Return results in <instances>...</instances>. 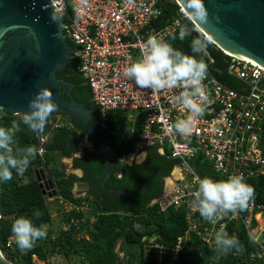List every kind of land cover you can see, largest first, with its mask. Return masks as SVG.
Listing matches in <instances>:
<instances>
[{
  "label": "built area",
  "instance_id": "obj_1",
  "mask_svg": "<svg viewBox=\"0 0 264 264\" xmlns=\"http://www.w3.org/2000/svg\"><path fill=\"white\" fill-rule=\"evenodd\" d=\"M162 1L51 0V5L63 22L66 40L74 46L73 59L91 89L92 101L102 118L112 111L125 112L128 116L125 136L129 138L134 122L142 115L137 152L155 147L160 154L167 152L169 159L177 162L171 172L170 188L153 205L160 213L171 208L188 209L187 229L173 247L150 239L144 250L145 258H154L149 264H180V254L192 239L218 251L214 236L222 227L231 236L244 231L255 246L250 253H234L235 264H264V204L252 201L243 210L224 214L216 224L207 222L189 206L196 174L214 180L243 174L246 182L264 176V69L222 51L228 57L226 74L238 83V88L233 89L216 78L214 62L203 52V62L207 65L205 95L197 98V102L204 106V115L196 119L187 136L170 131V124L190 115L181 104L174 103V98L185 89L141 88L123 73L129 63L140 57L149 36L164 40L180 27L182 19L178 16L160 29L152 26L163 14ZM185 17L183 14L182 18ZM59 125L57 121L55 126ZM47 140V135L41 137L39 155L44 153L42 145ZM253 197H257L256 193ZM64 206L66 213L75 211L85 217L62 222L60 231L70 232L72 228L80 231L81 227L82 233L75 237L78 241H88V227H82L87 205ZM135 230L142 232L139 225H135Z\"/></svg>",
  "mask_w": 264,
  "mask_h": 264
},
{
  "label": "trees",
  "instance_id": "obj_2",
  "mask_svg": "<svg viewBox=\"0 0 264 264\" xmlns=\"http://www.w3.org/2000/svg\"><path fill=\"white\" fill-rule=\"evenodd\" d=\"M162 7L161 18L152 23L156 29L162 28L169 19L180 14V7L171 0H163ZM181 27H187L191 33L183 41L178 38ZM173 36L177 38L174 40ZM193 38H200L206 44L205 49L197 55V59L203 61L202 54L206 52L217 69L216 78L230 88L237 89V81L230 79L225 71L228 57L197 31L189 19L184 18L180 27L164 40L186 55H196L191 51ZM67 42L73 52V44ZM77 66L75 59L70 60L65 69L57 72V77L74 85L72 91L74 100L78 103H87V108L93 111L95 124L108 140L114 158V171L104 186L108 190L124 191L127 194L97 193L92 187L85 198L73 196L72 189L76 183L93 185L101 178L104 166L103 155L95 154L96 144L81 124L73 122L65 115L52 114L45 133L41 136L22 126L16 133V142L19 145H34L38 150L41 137L48 135V140L42 145L44 153L37 155L23 175L13 173L12 180L0 183V251L12 264H35L34 257L49 264L55 254L66 260L76 256L77 264H149L154 258H145L144 250L150 239H154V243L159 245L173 247L187 229L188 209L171 208L160 213L157 206L152 204L163 193L164 180L170 175L177 162L169 159L167 152L162 155L157 148L148 147L142 150L146 152V158L141 164L128 165L125 160L138 151L141 142L143 116L140 115L136 119L133 133L127 138L125 136L127 114L122 111H112L102 118L99 108L91 101V89ZM19 118L18 115L2 112L0 126H9L12 121ZM57 121L61 124L59 127L55 126ZM85 138L92 143V149H84L82 156L73 160V169L82 170L83 176L81 178L74 175L67 176L61 160L70 159L77 154V145ZM39 169H42L46 177L54 183L57 195L52 202L55 201L56 209L51 207L52 205L47 201L48 197L41 193L35 175ZM24 177L29 180L24 182ZM246 183L257 195L248 203L255 201L264 204V176ZM64 204L87 205L88 212L82 227H88L89 240L76 239L75 236L83 231L81 227L80 231H76L75 228L70 232L59 230L54 241H51L53 235L49 233L45 238L37 240L31 249L21 251L12 233L14 220L26 216L32 219L36 226L41 223L50 225L53 221L52 213L55 211L60 215V225L71 218L85 217L84 214L75 211L66 213ZM135 225H139L142 232H137ZM75 233L76 235H73ZM235 237L240 240L242 250H234L228 254L210 250L192 239L188 242L186 250L180 254V264H235L237 259L233 256L234 253L247 254L255 250V246L249 242L244 231L239 230ZM119 243L122 245L123 258L116 250Z\"/></svg>",
  "mask_w": 264,
  "mask_h": 264
},
{
  "label": "water",
  "instance_id": "obj_3",
  "mask_svg": "<svg viewBox=\"0 0 264 264\" xmlns=\"http://www.w3.org/2000/svg\"><path fill=\"white\" fill-rule=\"evenodd\" d=\"M171 2L184 9L191 18L189 20L218 49L264 69V0ZM178 17L183 20L182 16ZM63 26L54 13L51 0H0V108L12 115L24 114L29 110L28 102L34 94L46 88L57 106L52 114L65 115L81 124L96 144L95 154L104 157L101 178L93 185L83 183L84 188L93 187L97 193L126 195L124 191L108 190L104 186L114 171L108 140L95 124L93 111L87 108V103L74 100V85L57 77V72L65 69L73 59L72 49L62 32ZM84 149L87 147L82 151ZM77 157L73 155L71 161ZM144 160L125 162L132 165ZM75 171L77 177L83 176L82 170ZM35 175L42 195L55 198L57 192L53 181L42 169ZM164 181L166 191L171 186L172 174ZM75 186L77 183L73 189ZM0 264H12L1 251Z\"/></svg>",
  "mask_w": 264,
  "mask_h": 264
},
{
  "label": "clouds",
  "instance_id": "obj_4",
  "mask_svg": "<svg viewBox=\"0 0 264 264\" xmlns=\"http://www.w3.org/2000/svg\"><path fill=\"white\" fill-rule=\"evenodd\" d=\"M179 13L183 17V12L179 11ZM190 35L187 27L179 29L178 38L181 41ZM176 38L173 36L174 40ZM205 47L206 44L202 39L193 38L191 51L196 55H186L174 48L171 43L151 35L145 41L140 57L129 63L123 70L124 75L141 88L155 91L170 88L185 89L174 98V103L181 104L190 115L186 119H179L169 125V130L177 135L187 136L192 131L196 119L203 116L205 112L204 106L197 102V98L205 95L203 82L206 79L207 65L197 59V55ZM56 107L51 92L42 88L29 100L27 112L18 120L12 121L9 126H0V183L12 180L13 173L23 175L38 155L36 146H21L16 142L17 131L23 126L37 136L43 135ZM2 111L3 108H0V112ZM87 142L92 147V143ZM83 151H78L75 155L82 156ZM195 180L197 183L189 206L211 224H216L226 213H236L246 208L254 195V189L246 183L243 174H233L220 180L200 177L196 174ZM47 231V224L41 223L36 226L33 220L26 216H20L12 223L15 243L21 251L31 249L37 240L47 236ZM214 242L217 250L222 254L242 250L240 240L229 235L223 227L215 233ZM119 246L122 247L121 244ZM118 251L119 256L121 254L120 257L123 258L124 254L120 249Z\"/></svg>",
  "mask_w": 264,
  "mask_h": 264
},
{
  "label": "rangeland",
  "instance_id": "obj_5",
  "mask_svg": "<svg viewBox=\"0 0 264 264\" xmlns=\"http://www.w3.org/2000/svg\"><path fill=\"white\" fill-rule=\"evenodd\" d=\"M180 9L182 10V8L180 7ZM180 11V10H179ZM185 15V14H184ZM186 17H187V19H191L190 17H188L187 15H186ZM195 29L197 30V31H199V29L197 28V26H195ZM204 37L205 38H207V40L208 41H210V39L206 36V35H204ZM22 114H19L18 115V117H20ZM88 138H85L82 142H81V144H79L80 146H79V149H78V151L79 152H82V149H83V147H88V149H92V147H91V144H89L88 142ZM78 154V153H77ZM146 155L143 151L142 152H139V153H136V154H134L133 156H130L129 158H127L125 161H128V162H132V161H141V160H144L145 158H146V156H143V158L141 159V160H139L140 159V155ZM71 159L72 158H70L69 160H65V159H62L61 160V164H62V167H63V170H64V172H65V174L67 175V176H69L70 174H76V173H78L77 171H75V170H73V169H71V166H72V168H73V161H71ZM29 179L27 178V177H24V179H23V181L24 182H26V181H28ZM53 200H55V198H50V199H48L47 198V201L52 205L51 207H53L54 209H56V207H57V205H55L54 203H55V201L54 202H52ZM56 212V211H55ZM55 212H53L52 213V219H53V221H52V223L50 224V225H48V231H47V234H49V233H52V237H51V241H54L55 240V238H56V236H57V233L59 232V226H60V224H59V220H60V215L58 214V213H55ZM121 243H119L118 244V246H117V251H118V249H120L121 250V248H120V245ZM118 253H119V251H118ZM1 254H2V256L5 258V254L4 253H2L1 252ZM120 256H121V254H120ZM33 261L35 262V264H45V263H43V262H40L39 260H37L35 257L33 258ZM78 263V259H77V257L76 256H71L68 260H66L64 257H62V256H60V255H54L51 259H50V262H49V264H77Z\"/></svg>",
  "mask_w": 264,
  "mask_h": 264
},
{
  "label": "crops",
  "instance_id": "obj_6",
  "mask_svg": "<svg viewBox=\"0 0 264 264\" xmlns=\"http://www.w3.org/2000/svg\"><path fill=\"white\" fill-rule=\"evenodd\" d=\"M71 169H73L72 166H71ZM70 175H75V174L73 173ZM89 190H86L83 185L82 186H75V188L72 190V194L75 198H79V197L85 198L88 196Z\"/></svg>",
  "mask_w": 264,
  "mask_h": 264
},
{
  "label": "bare ground",
  "instance_id": "obj_7",
  "mask_svg": "<svg viewBox=\"0 0 264 264\" xmlns=\"http://www.w3.org/2000/svg\"><path fill=\"white\" fill-rule=\"evenodd\" d=\"M182 12H183V14L187 15L188 17H190V16L185 12L184 9H182ZM224 53H226V54H228V55H231L230 53L226 52L225 50H224ZM143 156H145V155H142V154H141L139 160H141V159L143 158ZM152 204H153V202H152Z\"/></svg>",
  "mask_w": 264,
  "mask_h": 264
},
{
  "label": "flooded vegetation",
  "instance_id": "obj_8",
  "mask_svg": "<svg viewBox=\"0 0 264 264\" xmlns=\"http://www.w3.org/2000/svg\"><path fill=\"white\" fill-rule=\"evenodd\" d=\"M74 176H76V175H74ZM77 177V176H76ZM79 178V177H78ZM83 185V183H77V186H82Z\"/></svg>",
  "mask_w": 264,
  "mask_h": 264
}]
</instances>
